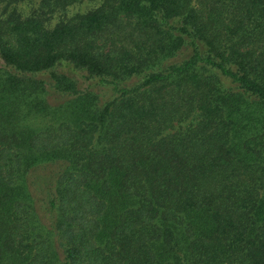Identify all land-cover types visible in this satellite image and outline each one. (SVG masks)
<instances>
[{"label": "trees", "instance_id": "obj_1", "mask_svg": "<svg viewBox=\"0 0 264 264\" xmlns=\"http://www.w3.org/2000/svg\"><path fill=\"white\" fill-rule=\"evenodd\" d=\"M80 2L0 16V264H264V0Z\"/></svg>", "mask_w": 264, "mask_h": 264}, {"label": "rangeland", "instance_id": "obj_2", "mask_svg": "<svg viewBox=\"0 0 264 264\" xmlns=\"http://www.w3.org/2000/svg\"><path fill=\"white\" fill-rule=\"evenodd\" d=\"M39 2L40 0L27 1L16 7L12 6L9 8L0 6V16L2 18H5L13 9L19 11L23 15V17L29 16L32 10L38 7ZM102 2L103 0H82V2L67 8L66 11L55 14L52 19V24L55 25L62 20L72 18L73 16L78 14H85L99 7Z\"/></svg>", "mask_w": 264, "mask_h": 264}]
</instances>
